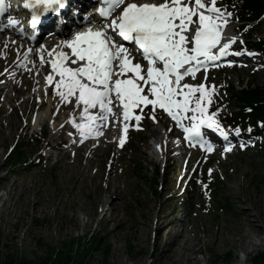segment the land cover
<instances>
[{
	"label": "rangeland",
	"instance_id": "rangeland-1",
	"mask_svg": "<svg viewBox=\"0 0 264 264\" xmlns=\"http://www.w3.org/2000/svg\"><path fill=\"white\" fill-rule=\"evenodd\" d=\"M228 1L230 3L222 1L221 5L233 13L232 29H237L242 21L240 13L234 6L235 0ZM250 31L255 38L263 37L264 20L251 26ZM245 37L242 33L236 40L242 44ZM255 60L257 63L263 61L262 58ZM210 79L216 88L213 101L223 117L231 109L226 99L229 86L239 88L243 81L264 89V68L260 71L254 65L245 69H229L212 74ZM26 93L10 105L4 97L0 99L4 107L0 111L1 258H25L39 264L48 257L51 249L64 247L70 240L91 242L104 237L111 245L109 264H180L172 261V257L176 252L185 254L186 249L176 246L179 239L176 233L183 234L186 229L187 239L193 240L194 234L199 239L194 247L198 250L194 257L199 264H227L224 259L229 253L232 255L229 264H248L253 255L264 252V242L256 248L251 245L239 247L243 232L256 231V224L247 214L246 207L249 206L256 214L252 202L264 197V135L256 140L255 148L244 149L245 152H235L229 158L213 155L215 163L202 172L200 167L195 181L189 173L188 180L191 178L194 182H188L186 188L183 187L188 171L196 172L195 166L184 170L188 158L178 162L173 159L167 166L160 165V173L154 183V171L158 165L150 154L152 140L149 131L155 130L157 124L149 125L141 133L133 132L126 149L117 151L116 155L109 151L104 158L100 157L102 153L100 156H88L90 165L87 167L84 158L88 154L86 147L75 149L67 146L68 142H61L70 126L65 122L62 127V114L58 115L61 117L57 121L54 114L57 108L53 109L44 126L39 123L34 127L30 123L29 118L37 115L36 101L39 103V98L33 90ZM33 96L35 98L29 100ZM23 97L27 102L20 110ZM57 127V132H63L60 138L54 135ZM22 144H27L26 159L18 167H11V155ZM171 152L169 150L168 157ZM185 152L186 155L191 153L190 150ZM168 161L169 158L165 163ZM98 172L99 175L96 174ZM183 172L186 175L180 180ZM107 174L111 177L107 180H112L116 188L103 193ZM91 175L100 178L98 183L90 178ZM202 175L204 183L201 182ZM8 184L12 191L10 196H5ZM231 186L236 188L230 190ZM154 189L157 196L153 194ZM86 211L92 213L90 220ZM178 219H182L185 225L173 223ZM166 224L168 227L163 231ZM219 227L225 236H232L237 242H225L223 239L216 242ZM206 229L210 231L207 245L203 241ZM103 250L104 245L90 253L85 264H103ZM212 254L225 258L215 261Z\"/></svg>",
	"mask_w": 264,
	"mask_h": 264
},
{
	"label": "snow or ice",
	"instance_id": "snow-or-ice-1",
	"mask_svg": "<svg viewBox=\"0 0 264 264\" xmlns=\"http://www.w3.org/2000/svg\"><path fill=\"white\" fill-rule=\"evenodd\" d=\"M103 2L107 7L99 11L100 28L78 31L72 39L62 41L66 50L50 49L47 59L43 53L39 57L59 77L54 87L60 100L73 103L74 111L82 107L81 122L77 123L75 117L71 121L79 129L81 141L102 135L101 128L115 114L114 106L122 107L125 133L128 121L135 120L134 126L139 128L145 116L155 120L160 109L183 129L190 143L207 152L213 151V145L202 133L203 127L218 132L227 141L229 134L218 110L209 112L215 85L206 86V74L196 84L184 81L185 77L195 78L202 69L206 72L218 65L230 54H243L231 50L235 37L222 35L233 13L218 6V0ZM38 6L44 12H56L65 7V0H32L24 4L28 9ZM117 8L121 10L114 16ZM6 10V0H0V15ZM37 22L38 14L33 11L31 23ZM9 23L17 26L20 22L11 19ZM122 41L136 47L130 49ZM31 52L28 49L24 53V61ZM53 74L46 75L48 84L53 83ZM97 109L98 114L91 111ZM235 131L239 135L241 130ZM123 143L122 139L121 146ZM231 147L229 144L226 151Z\"/></svg>",
	"mask_w": 264,
	"mask_h": 264
},
{
	"label": "bare ground",
	"instance_id": "bare-ground-1",
	"mask_svg": "<svg viewBox=\"0 0 264 264\" xmlns=\"http://www.w3.org/2000/svg\"><path fill=\"white\" fill-rule=\"evenodd\" d=\"M80 6H83V5H80ZM69 20H72L70 16L64 21V26H67V22H69ZM73 20H74V18H73ZM65 32L67 33V35H70L73 32V28H72V31L68 30ZM8 35H10V33L0 35V69H2V67H4V66L6 68L5 72L0 73V99H2V97H4V101L10 105L15 100H18L20 95H23L26 92L31 91V90L36 92L38 94L39 103H38V101H36L38 104V108H37L38 112H37V115H35L36 114V110H35V113H34L35 116L32 117L34 127H36L39 123H42V125L45 124V122L48 121L46 119L50 117L51 113L53 112V109H55V108H57L55 110L56 118H58L59 114L65 115V112L68 109L67 106L69 105V102H67V103L63 102L61 104L62 101L60 100L58 94L56 95V98L51 95V88L49 87L50 84H48L46 82V75L51 74V71L49 69L48 64L47 63H41L40 58H39L40 54L43 53L45 58L47 59V53L50 49H54L56 51H63L64 48L62 46H54L53 44L55 43L54 42L55 40L47 41L44 38H40L33 43L34 45L32 47H30V49H32V52L29 54L27 61H24L23 57H24V53L27 51V49L20 48V47L26 45V41L20 37H16V39H18V44H14L7 37ZM39 42H41V43H39ZM233 45L236 47L235 43ZM21 63H25L26 67L16 66L17 64L20 65ZM58 79H59V77L54 78V84H55V81ZM54 84H53V86H54ZM47 90L49 91V98L48 99L45 98V92ZM27 95L28 94L26 93L25 97ZM34 98H35L34 96L30 97L29 100H33ZM45 100H47V102ZM26 102H27V98L23 97V99H21L20 104H19L20 110H21V108H24L26 106ZM34 103H33L32 108L34 107ZM55 103H57L59 106H56ZM44 105H46L45 109H44ZM5 106H8V105L5 104ZM16 108L18 109V107H16ZM32 108H30V110ZM12 109L14 110V108H12ZM3 110H4V107L0 104V111H3ZM81 112H82V107L79 109H76L75 111L72 109L70 111V113L67 114L64 121L62 122V124H63V125L61 124L62 127L65 126V122H67V123L71 122L73 117H75V119H77L76 120L77 123H80L81 122ZM109 118H110V124H109L110 127L105 128L106 125H104V134L100 139L92 142L93 140L90 137L87 138V140H88L87 143H90L88 146V152H87L88 154L85 155V157H84L86 159L85 164L87 167L90 165V162L87 159L88 156H96V155L100 156V154L102 153V155L100 157L104 158V156H106L109 151L110 152L114 151V153L116 155L117 151H119V150L122 151L128 142L129 136L126 135L124 130H122L121 133L115 132L118 129V128L114 127V125H116L115 117L112 115ZM7 119L9 120L10 117L8 116ZM162 128H165V125H162V127H158L157 129L150 131L152 137H159L162 134ZM17 130H19V128ZM57 130H58V127L54 131L55 138H58V137L60 138L61 135H63V132L60 133V132H57ZM61 130H62V128H61ZM67 131L70 133L69 136L76 138V133L73 130V127H70V128L67 127ZM167 133L168 132L166 130V134ZM166 134H163L162 139H161L162 156H163L164 163L169 158L168 157L169 150L177 151L178 147H179L178 145H174L173 147H171V142H169L168 138H166ZM168 135H171V133H168ZM122 139L124 140V143L121 146L120 141ZM76 146H78V145H76ZM152 147H153V145L151 144V149H152ZM243 149H247V148H240L239 150H243ZM230 154L231 153H227L224 156L221 153L220 155L223 158H226V156L228 157ZM109 155H111V154L109 153ZM182 158H183V153H179V154L176 153L172 157V159L176 160L177 162H178V160L180 161ZM192 158H193L192 156L188 158L187 163L184 167V170L189 168ZM89 159H90V157H89ZM181 161H183V160H181ZM194 169H195V167H194ZM96 174L99 175V172ZM109 174L106 175L107 178L105 179V182H104L106 187H104L103 193H108L112 189L116 188V185H112V183H111L112 180L111 181L107 180L108 178L109 179L111 178ZM185 175H186V172H183L180 180ZM103 177H105V174ZM90 178L94 182H97V183H98V180L100 179V178H98V176L96 178V177H92V175L90 176ZM238 185H240V184H238ZM27 186H25L24 190H26ZM33 187L34 186H32V188ZM17 188H15V190H17ZM235 188H236L235 186L229 187L230 190H234ZM6 190L7 191L5 192L4 195L10 196L12 189L10 188L9 184L7 185ZM24 194H26V193H24ZM4 195H2V196H4ZM2 196H1V199L3 198ZM255 202H252V203H253V207L256 209L255 210L256 214H254L251 211L249 206L246 207V212L249 215V217L253 220V222L256 224V226H255L256 231L253 233L243 232V234L241 235L242 237H241V241L239 244L240 248H246L247 246L249 247V245L256 248V247L261 246L264 242V197L259 199L258 201H255ZM238 203H240L239 200H238ZM85 213L90 220L92 218V215H91L92 213L90 211H86ZM152 222H153V220H150V223H152ZM173 223L185 225V222L182 219H178V220L174 221ZM87 224L88 223H86V225ZM170 224H171V222H170ZM145 228H146V226L144 225L143 229L145 230ZM185 228H186V226H185ZM183 232H184L183 234L176 233V235L179 236V239L176 242V246H180V247L182 246L184 249H186L184 251L185 254H183V253L179 254L177 252L174 253V257H172V261L180 262V264H199V261L197 260V258L194 257L195 253L198 251L194 247L196 246L199 239L196 237L195 234L193 236V240L187 239L186 234L188 233V229L184 230ZM209 233H210V231L207 229L204 232L203 241H204V244H206V245L209 244V242H210L208 240ZM256 233L261 234L263 237L258 236ZM224 234L225 233L222 230V227H219L218 234L216 235V242L219 241L220 239H223L225 242H228V241L231 243L237 242L236 238H233L232 236H225ZM210 240H212V239H210ZM173 251H175V250H173ZM173 251L170 250V252H173Z\"/></svg>",
	"mask_w": 264,
	"mask_h": 264
},
{
	"label": "trees",
	"instance_id": "trees-1",
	"mask_svg": "<svg viewBox=\"0 0 264 264\" xmlns=\"http://www.w3.org/2000/svg\"><path fill=\"white\" fill-rule=\"evenodd\" d=\"M244 9L243 12L247 14L246 20L249 22L259 21L264 17V0H243ZM250 44L252 47L260 50L264 55V37L256 40L250 36ZM233 89V97L238 107L239 113L229 118V122L237 127H245L246 125H257V122L262 121L264 123V89L250 85L247 89L243 88L241 91H235ZM23 146L17 150V152L11 157V166L16 167L24 158ZM156 179L153 180L156 183ZM155 196L158 195L157 190H153ZM91 240V239H90ZM104 245L103 264H109V257L111 252V245L104 237L97 238L91 242L80 240H70L64 247H54L51 249L50 254L39 264H85V260L89 257L90 253L97 250L100 246ZM215 261H219L221 258H225L227 264L230 263L231 253L225 257L212 254ZM0 264H35L25 258H1ZM248 264H264V252H258L253 255Z\"/></svg>",
	"mask_w": 264,
	"mask_h": 264
}]
</instances>
